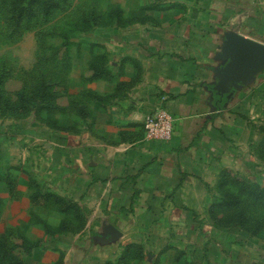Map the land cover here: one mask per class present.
Masks as SVG:
<instances>
[{"label":"rangeland","instance_id":"1","mask_svg":"<svg viewBox=\"0 0 264 264\" xmlns=\"http://www.w3.org/2000/svg\"><path fill=\"white\" fill-rule=\"evenodd\" d=\"M182 1L0 0L1 252H11L23 264H118L126 247L133 245L129 259L120 264H264V200L238 186H217L220 174L229 170L264 188V72L247 86H254L247 96L259 94L261 100L243 99L238 103L242 106L229 108L235 117L215 128L210 155L199 144L200 151L206 149L202 155L214 164L208 171V163H202L209 179L207 185L202 181L201 195L193 196L185 188L183 212L167 211L162 205L159 211L129 209L109 212L105 218V213L80 205L81 171L72 164L74 151L66 146L74 141L80 145L87 130L81 126L103 99L93 90L98 81L95 68L111 72L120 63L117 75H122L136 23L153 28L176 22L166 19V11L195 12L202 15L205 33L208 18L228 16L232 10L230 2L219 6L215 0ZM220 30L240 29L217 25ZM70 172L78 175L73 186ZM32 180L43 193L77 204L85 224L78 212L62 213L37 196ZM225 190L238 196L241 205L218 210L214 219L211 207L222 202ZM239 209L248 228L261 223L259 233L229 226L235 225ZM114 214L119 216L121 235L99 237Z\"/></svg>","mask_w":264,"mask_h":264},{"label":"crops","instance_id":"2","mask_svg":"<svg viewBox=\"0 0 264 264\" xmlns=\"http://www.w3.org/2000/svg\"><path fill=\"white\" fill-rule=\"evenodd\" d=\"M229 2V15L208 18L212 30L208 28L205 33L202 15L195 12L166 11V19L176 22L163 26L135 24L132 50L124 49L128 59L123 62L122 75H117L118 63L110 79H98L93 90L103 99L89 111L81 126L87 130L80 145L74 141L66 146L74 151L72 164L80 167L82 209L105 213V218L109 212L117 214L129 209L159 211L162 205L164 210L183 212L185 188L193 196L202 194V181L207 185L209 179L202 163H208V171L214 164L202 153L208 149L210 155L214 150L211 137L215 128L223 127L228 117H235L228 111L232 105L242 106L239 101L248 98L261 100L259 94L247 96L254 87L247 86L264 71L223 96L215 89L218 69L227 63L221 56V47L228 33L217 32V25L237 26L240 30L235 33L264 44V0L214 3L220 6ZM150 17L154 20L155 14ZM145 18L147 21L148 15ZM222 99L226 102L220 109ZM157 109L166 110L174 119L169 141H154L145 135L144 120ZM199 144L205 146V151H200ZM76 176L69 173L71 186ZM113 218L106 228L113 226L120 232L116 225L119 216ZM97 235L107 237L106 233Z\"/></svg>","mask_w":264,"mask_h":264},{"label":"trees","instance_id":"3","mask_svg":"<svg viewBox=\"0 0 264 264\" xmlns=\"http://www.w3.org/2000/svg\"><path fill=\"white\" fill-rule=\"evenodd\" d=\"M95 69L96 71H95L94 78L96 79H110L112 77V73L110 71H107L104 69L97 70V67ZM46 94L47 93H44L43 97ZM225 102L226 100H223V99L221 102H219L218 106L220 109L224 107ZM55 108L56 107H51V105L49 107V109L50 110L52 109L53 111L55 110ZM30 183L32 187H34L33 189H36L35 194L37 196L50 200V202L58 206L60 212L62 213L78 212L79 218L81 219L80 221L85 224L86 218L84 214L81 212L80 208L77 206V204L71 202L70 200L64 199L63 197L52 194V193H48V192L43 193L41 188H39V185L34 180H32V182ZM217 186L219 190H223L230 186H238L241 192L244 191L258 200H264V188H261L260 186L256 184H249L248 182L243 181L241 177H237L229 170H225L220 174ZM222 195L223 197H225L222 200V202L216 203L211 207L210 215L214 219L217 218L215 216H217L216 212L218 210L238 208L241 205V199L235 194H230L226 192L225 190V192L222 193ZM238 212L239 213L236 215V219L234 223L235 225H229V226L239 227L243 231L252 232L253 235H256L257 233H259L261 223L260 222L257 223V225L254 228H248L247 220L245 218L243 211L239 209ZM134 248L135 246L128 245L126 247V251H125L126 253H124L123 257L120 258V261L123 262L129 259L128 256L132 253V249ZM0 260L3 261V264H23V262L20 259H18V257H16L11 252H8L6 250H4L3 252L0 251ZM120 261H118V264H120Z\"/></svg>","mask_w":264,"mask_h":264},{"label":"water","instance_id":"4","mask_svg":"<svg viewBox=\"0 0 264 264\" xmlns=\"http://www.w3.org/2000/svg\"><path fill=\"white\" fill-rule=\"evenodd\" d=\"M221 56L227 63L218 69L215 89L220 96L264 71V44L235 32L225 34ZM105 233L112 239L120 236V232L113 226H108Z\"/></svg>","mask_w":264,"mask_h":264},{"label":"built area","instance_id":"5","mask_svg":"<svg viewBox=\"0 0 264 264\" xmlns=\"http://www.w3.org/2000/svg\"><path fill=\"white\" fill-rule=\"evenodd\" d=\"M146 137L154 141H169L174 133V119L164 109H157L144 120Z\"/></svg>","mask_w":264,"mask_h":264}]
</instances>
